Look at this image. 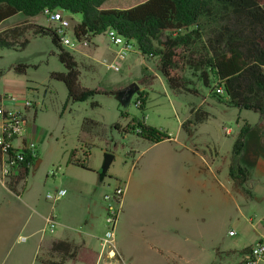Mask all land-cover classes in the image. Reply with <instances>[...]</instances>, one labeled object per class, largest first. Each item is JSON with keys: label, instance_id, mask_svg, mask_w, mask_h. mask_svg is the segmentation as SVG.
Instances as JSON below:
<instances>
[{"label": "rangeland", "instance_id": "rangeland-1", "mask_svg": "<svg viewBox=\"0 0 264 264\" xmlns=\"http://www.w3.org/2000/svg\"><path fill=\"white\" fill-rule=\"evenodd\" d=\"M57 11L71 19L72 25L82 18L79 13L61 9ZM24 19V15L10 18L0 26V30L17 25ZM33 21L43 27H51L44 13ZM70 39L79 45L73 35ZM96 43L95 51L94 47L89 46L96 60L113 58L118 50L105 33L96 38ZM63 46L69 52L77 53L71 45ZM79 57L84 85L115 86L123 90L131 83H137L138 90L129 101L122 100L117 94H100L86 101L73 102L66 85L52 77V73L64 72L66 69L58 58V49L50 36L33 38L28 46L20 50L0 48V95L23 97L37 103L27 114L28 130L31 134L32 126L38 127L34 141L38 148V159L42 160L36 170L33 168L29 172L25 182L17 186L22 201L0 186V231L5 234V239L0 238L1 250L13 244L18 247V252L15 248L8 255L2 254L1 261L11 264L13 259L21 264L26 252H21L20 248L36 247L33 238L20 241L21 236L38 229L39 225L32 223L28 229H21L28 213L18 204L27 203L49 214L53 211L57 224L53 232H44L47 240L59 237L62 232L76 239L80 236L85 238L90 231L96 237H104L110 202L103 196L95 199L88 192L75 194L68 186L67 182L75 174L77 166L70 162L74 150H78V158L86 161L87 165L100 167V170L105 153L114 154L106 177L101 180L102 195H108L120 184H125L142 155L146 158L153 152H170L173 149L185 151L196 147L210 160L214 159L212 163L221 164L224 158H227V163L216 174L217 178L213 172L210 173L209 188L203 196L196 195L193 210L187 211L184 204L179 206L177 223L174 219L168 220L156 210L153 201H149L148 214L144 216L148 225H153L155 233L161 235L167 229L173 235V243L167 245L168 238L162 236L163 243L156 245L154 251L138 247L135 253L144 260L138 264H240L241 250L245 245L251 246L256 242L257 221L264 216V175L252 176L248 182L252 194H246V190L241 192L236 189L237 185L232 183L228 172L234 165L236 175L243 178L245 172L236 169L238 164H245V168L239 169L249 171L252 167L244 162L247 153L253 147L264 152V117L245 108L228 106L203 84L199 71L186 66L174 69L173 76L180 78L197 93L184 90L177 92L170 86L168 78L156 70L157 58L144 57L138 48L120 62L119 71L110 69L100 61L95 62L94 66L98 68L94 71L101 72L104 78L96 77L91 82L85 75L91 65H88L86 58ZM18 64L28 66L25 73L13 69ZM196 110H199V115L209 113L208 118L196 122ZM134 119L161 131L169 139L163 140L151 151L147 150L148 142L135 130L125 131ZM189 119L193 122L189 126L193 131L192 137L182 128V123ZM224 127L230 128L231 132L226 133ZM236 144L239 148L237 151ZM141 162L144 163V159ZM246 176L248 178V173ZM61 188L66 189V196L54 204L46 199L49 192ZM95 200L97 206L90 209ZM9 210H12V215L8 214ZM7 217H10L9 220ZM164 224L168 225L167 228H164ZM230 231H234V234L230 235ZM16 236H19V243H15ZM90 239L94 247L100 246L96 238ZM128 247L127 242L123 241L122 231H119L117 249L127 264ZM111 255L105 253L99 264H111ZM126 263L123 261L122 264ZM34 264L41 263L36 261Z\"/></svg>", "mask_w": 264, "mask_h": 264}, {"label": "trees", "instance_id": "trees-1", "mask_svg": "<svg viewBox=\"0 0 264 264\" xmlns=\"http://www.w3.org/2000/svg\"><path fill=\"white\" fill-rule=\"evenodd\" d=\"M46 9L81 14V20L71 28L77 41H89L109 29L134 40L144 57L157 58L156 70L168 78L177 92L197 93L173 76L174 69L186 66L199 71L203 84L228 106L264 116V0H0V26L19 14L32 18ZM43 36H50L58 49V58L66 71L52 73V77L66 85L71 101H86L100 94L118 95L122 91L115 86L90 88L83 85L75 56L64 48L60 35L52 27L27 19L4 28L0 30V48L24 49L33 38ZM27 67L18 64L14 70L25 73ZM221 86L224 94L216 91ZM198 112H192L196 122L209 116L207 112L201 115ZM192 123L190 119L182 123L189 137L193 135L189 127ZM136 128L141 129L137 134L150 144L169 139L139 119H134L125 131ZM238 149L236 144L235 151ZM77 153V149L72 152L70 162L89 170ZM245 173L240 178L231 170L230 176L238 187L245 183ZM28 174L29 171H25L11 179L8 188L18 193V184L24 183ZM249 248H243L241 254ZM97 259L98 253L83 242L66 239L52 241L50 248L37 256L42 264L77 261L96 264Z\"/></svg>", "mask_w": 264, "mask_h": 264}, {"label": "crops", "instance_id": "crops-1", "mask_svg": "<svg viewBox=\"0 0 264 264\" xmlns=\"http://www.w3.org/2000/svg\"><path fill=\"white\" fill-rule=\"evenodd\" d=\"M36 17H25L24 21L27 19L29 21H32ZM98 36L99 35L92 37L88 42V46L86 45L87 47H83V45L81 44L76 45L75 51H77V53H72L75 56V59L77 60L79 66V56H83L84 58H86V60H88V65L91 66L90 69L88 68L89 70L85 72V75L86 79L90 82L94 79L96 80V77L100 79L104 78V75L101 72L98 73L94 71L96 68H98L95 67L94 64L95 62L99 61L100 63H103V60L106 58L96 60L92 56V50L89 49V46H92L94 47L93 51H95V49L97 48L96 38ZM79 47H81V49H79ZM113 59L114 56L113 58H108L107 60L112 61ZM82 78H84V74L82 73V69L80 67V80L84 85V81L82 80ZM85 86L90 87L89 85H86V83ZM19 100H21V98H19ZM208 121L211 120L208 119ZM227 129H229L231 132L230 128L224 127L225 131ZM161 142L154 144H150L148 142L149 146L147 150L151 151L155 148L156 145ZM247 154L248 155L247 157H245L244 162H247L252 168L249 171L245 169V172L249 175L245 183H243V185L240 187L236 186L235 181L230 176V172L234 168V165L229 168L228 177L231 179V181H233L232 183L236 186L237 190L243 192V188H245L247 190L246 194H249L251 193V191L249 189L248 182L251 180L252 176L254 175L256 177L259 175H264V152L259 150L257 147H253L251 148V151ZM144 157L145 155H142L137 161V165H135L133 171L129 173L128 178L124 184L125 188L122 197L121 214L118 218L115 227L114 248L121 256L122 254H120L117 249V240L119 231H122L123 241L125 243L127 242L129 246V264H138L144 262V260L138 257L135 253L138 247L143 250L151 249V251H154L156 249V245H161L163 243L161 239L162 236L168 238V240L166 241L167 245H169V242L171 245L173 243V235L169 231H167V229L166 232L161 235V233H155L153 225H148L147 218H145L144 216L148 214L147 212L149 208V201H153V205L155 206L156 210L158 209V211L161 214L165 215L168 220L173 221L174 219L175 223H177L179 206L181 204H184L186 206L185 208L187 211L193 210L196 195L203 196L205 191H207L209 188L210 179L208 176L210 175V173L213 172V175L217 178L216 174H218V172H220V170H222V168L224 167L225 163H227V158L221 159V164L212 163L214 159L212 160L211 158L210 160L208 156L203 155L201 153V150L196 147L193 149L188 148L185 151L173 149V151L170 152H153L152 154L146 156V158ZM143 159L144 163L141 162L143 161ZM88 166L90 168L89 170L79 166H75V174H73V177H70V180H68L67 182L69 188L72 189L75 194H83V192H88L91 197L94 196L95 199L100 198L102 196L105 197L106 194L102 195L101 181L98 179L100 167H95L89 164ZM239 167L245 168V164L239 163L236 167L238 171L242 170L239 169ZM0 186L3 189H6L9 193L13 195L15 194L17 200H23L22 195H20V193H15L10 190L8 186L1 181V179ZM18 205H20L22 209H24L25 213H28V217L26 221L22 224L21 229H28L29 225L32 223H37V225H39L38 229H33L29 232L28 235H26L27 239L28 237L35 239L36 247H27L25 250L24 248H20L21 252H26L25 256L20 262L21 264H34L36 261L40 262L37 260L38 254L48 250L51 246L52 241L57 239H66L74 240L76 242H83L87 248L98 253V263L96 262V264L100 263L99 254L102 251V238L96 237L94 232L90 231L89 235H87L85 238L80 236L79 239L70 237L68 236V233L62 232L59 233V237L47 240L43 230L45 228V218L49 215V212H46L44 210H38L36 208L34 209L31 206L27 205V203ZM145 205L146 210L144 209ZM94 206H97L96 200L93 204L90 205L89 208L92 209ZM9 209L13 210V208ZM12 210H9L8 214L12 215ZM88 212L91 213V210H88ZM7 218L9 220L10 217ZM87 223L88 220L86 221V224ZM7 225H9V223ZM91 225L94 227L93 222L91 223ZM167 226V224H164V228H167ZM258 230L259 226H257V232ZM6 235H8V232H6ZM18 237H15V243H19ZM90 237L96 238V240L99 241L100 246L94 247L91 244ZM0 238L5 239V234L2 231H0ZM256 239H258V233ZM246 246L249 245H245L243 248H245ZM15 248L18 252V247L14 246V244L12 246L8 245V247H3V250H1L2 247L0 246V258L2 254L3 256L5 253V255H8L12 250H15ZM121 258L126 263L125 259H123L122 256ZM11 261V264H18L17 262H14L13 259ZM0 264H4L1 259ZM73 264L85 263L82 261H77Z\"/></svg>", "mask_w": 264, "mask_h": 264}, {"label": "built area", "instance_id": "built-area-1", "mask_svg": "<svg viewBox=\"0 0 264 264\" xmlns=\"http://www.w3.org/2000/svg\"><path fill=\"white\" fill-rule=\"evenodd\" d=\"M44 14L47 15L51 27L58 32L63 45L76 47V44L71 41L72 35L71 19L64 17L57 10L46 9ZM110 42L118 49L114 55V59L109 61L103 60L110 69L114 71L120 70V62L126 59L128 53L138 48L135 41L128 39L119 34L114 29H109L105 33ZM78 44L88 45V40L77 41ZM216 91L219 94H224V88L218 87ZM21 98V100H19ZM37 103L23 97H16L8 94L0 97V179L7 185L8 182L18 177L25 171H31L38 160V148L34 141V135L38 131V127L33 125L31 134L28 130L29 110L35 107ZM136 133H140L141 129L136 128ZM226 133H230L227 129ZM124 184H120L112 193L105 196V199L110 202L107 209V230L104 237L101 239L102 251L99 254V259L107 254H112L113 262L111 264H122L123 260L119 253L114 248L115 227L118 218L121 214L122 197L124 193ZM67 193L66 189H56L54 192H49L46 199L56 203ZM258 239L252 244L248 251L243 253L240 264H264V216L258 221ZM57 224L56 216L53 211L45 218L44 232L49 230L54 231ZM230 235L234 231L229 232ZM26 236H21L20 241L25 242Z\"/></svg>", "mask_w": 264, "mask_h": 264}, {"label": "water", "instance_id": "water-1", "mask_svg": "<svg viewBox=\"0 0 264 264\" xmlns=\"http://www.w3.org/2000/svg\"><path fill=\"white\" fill-rule=\"evenodd\" d=\"M138 84L137 83H131L129 86H127L125 89H123L121 92L118 93V96L125 101H129L131 96L138 90ZM114 159V154L111 152H106L104 161L101 167V170L99 171V179L100 181L103 180L107 174L108 169L110 168V165ZM40 159L37 160L34 169L36 170L40 164Z\"/></svg>", "mask_w": 264, "mask_h": 264}]
</instances>
